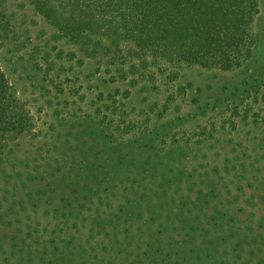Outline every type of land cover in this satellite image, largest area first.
Segmentation results:
<instances>
[{"label": "rangeland", "instance_id": "obj_1", "mask_svg": "<svg viewBox=\"0 0 264 264\" xmlns=\"http://www.w3.org/2000/svg\"><path fill=\"white\" fill-rule=\"evenodd\" d=\"M48 17L0 0L35 125L0 143V264H264V0L232 69L119 72Z\"/></svg>", "mask_w": 264, "mask_h": 264}, {"label": "trees", "instance_id": "obj_2", "mask_svg": "<svg viewBox=\"0 0 264 264\" xmlns=\"http://www.w3.org/2000/svg\"><path fill=\"white\" fill-rule=\"evenodd\" d=\"M36 1L65 38L132 74L169 62L238 67L260 11V0ZM114 52L123 63H113ZM34 126L0 67V143L28 135Z\"/></svg>", "mask_w": 264, "mask_h": 264}]
</instances>
